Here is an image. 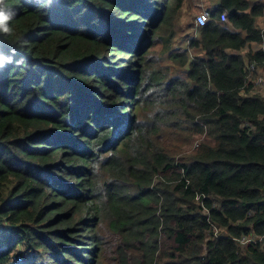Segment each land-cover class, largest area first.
Segmentation results:
<instances>
[{"label": "trees", "instance_id": "obj_1", "mask_svg": "<svg viewBox=\"0 0 264 264\" xmlns=\"http://www.w3.org/2000/svg\"><path fill=\"white\" fill-rule=\"evenodd\" d=\"M263 1L3 0L0 264H264Z\"/></svg>", "mask_w": 264, "mask_h": 264}, {"label": "rangeland", "instance_id": "obj_2", "mask_svg": "<svg viewBox=\"0 0 264 264\" xmlns=\"http://www.w3.org/2000/svg\"><path fill=\"white\" fill-rule=\"evenodd\" d=\"M191 1V7L189 8V9H187V10H182L181 11V18L179 19V24H178V27H177V32H178V36H177V38H176V41L173 43L174 44V46L176 47V48H181V47H183V46H180L179 47V44H180V40H183L184 39V37L183 36H185V34L187 33V32H189V33H191V30H192V24L194 23V18H195V16L197 15V13L201 10V8L202 7H206V8H208L209 6H206V5H209V4H211V2H212V0L211 1H209V0H201V3H200V7H199V5L197 6V1L196 0H190ZM202 11V10H201ZM184 41V40H183ZM161 62L163 63V64H166V62H167V56H163V57H161ZM133 92V89L131 90V93ZM99 94V93H98ZM142 113H144L145 114V112H142ZM84 115H85V111H83V113H82V115H81V118L83 119V117H84ZM141 115V112L137 115V116H140ZM115 118H116V116H115ZM79 119V118H78ZM78 119H76L74 122H79L78 121ZM73 126H75V125H77L76 123L74 124H72ZM121 131V130H120ZM166 135V134H165ZM173 143H175V142H172V144H171V146H173ZM195 146V145H194ZM87 242V244H88V242H89V239L86 241ZM97 246H92V248L91 249H95ZM99 262H100V260L96 263V264H99ZM27 264V263H26ZM101 264H105L102 260H101Z\"/></svg>", "mask_w": 264, "mask_h": 264}, {"label": "built area", "instance_id": "obj_3", "mask_svg": "<svg viewBox=\"0 0 264 264\" xmlns=\"http://www.w3.org/2000/svg\"><path fill=\"white\" fill-rule=\"evenodd\" d=\"M263 4H264V1H263ZM210 20V17H209V12L206 11V10H202L200 13H198L196 16H195V19H194V28L192 29V32L194 33V31L197 29V28H200V27H204L208 24ZM227 21V18L225 16V14H222L221 16V21L220 22H226ZM253 70V67L251 68V71ZM261 241H264V236L263 238L261 239ZM239 243L241 245H246V244H249L250 243V238H241L239 240Z\"/></svg>", "mask_w": 264, "mask_h": 264}, {"label": "clouds", "instance_id": "obj_4", "mask_svg": "<svg viewBox=\"0 0 264 264\" xmlns=\"http://www.w3.org/2000/svg\"><path fill=\"white\" fill-rule=\"evenodd\" d=\"M3 3V0H0V4ZM11 17L6 15L3 10H0V32L10 33L11 29L7 26V22Z\"/></svg>", "mask_w": 264, "mask_h": 264}, {"label": "crops", "instance_id": "obj_5", "mask_svg": "<svg viewBox=\"0 0 264 264\" xmlns=\"http://www.w3.org/2000/svg\"><path fill=\"white\" fill-rule=\"evenodd\" d=\"M209 1H211V0H209ZM200 6H201V5H199V7H200ZM206 6H209V7L206 8V7L204 6V7L201 8V10H206V11L209 12V10H211L212 8H214L215 4H214L213 2H211V4L206 5ZM201 10H200L198 13H200ZM198 13H197V14H198ZM194 19H195V18H194ZM260 24H261V26H264V13H263V18H262ZM191 32H192V30H191Z\"/></svg>", "mask_w": 264, "mask_h": 264}]
</instances>
